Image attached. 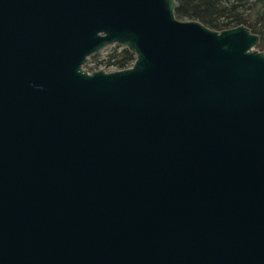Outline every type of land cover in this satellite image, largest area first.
<instances>
[{
	"label": "water",
	"instance_id": "95a60500",
	"mask_svg": "<svg viewBox=\"0 0 264 264\" xmlns=\"http://www.w3.org/2000/svg\"><path fill=\"white\" fill-rule=\"evenodd\" d=\"M177 6L0 0V264H264L260 36Z\"/></svg>",
	"mask_w": 264,
	"mask_h": 264
},
{
	"label": "trees",
	"instance_id": "16d2710c",
	"mask_svg": "<svg viewBox=\"0 0 264 264\" xmlns=\"http://www.w3.org/2000/svg\"><path fill=\"white\" fill-rule=\"evenodd\" d=\"M175 16L179 19H195L213 29H225L239 24L246 25L260 36L258 49L264 50V0H177ZM95 63L89 69L105 65L121 69L131 65L135 56L126 47L114 45L99 58L94 54Z\"/></svg>",
	"mask_w": 264,
	"mask_h": 264
},
{
	"label": "rangeland",
	"instance_id": "374dc122",
	"mask_svg": "<svg viewBox=\"0 0 264 264\" xmlns=\"http://www.w3.org/2000/svg\"><path fill=\"white\" fill-rule=\"evenodd\" d=\"M113 46H114V45H109V46L103 48L102 50H100V51H99V57H100V58H101V57H104V56L109 52L110 48H112ZM256 48L258 49L257 46H256ZM259 50H260V49H259ZM93 58H94V57H89L87 63L84 65L86 68L89 69V66H91V64H92L90 61L93 60ZM100 68H103V67H100ZM106 70H109V69H106Z\"/></svg>",
	"mask_w": 264,
	"mask_h": 264
},
{
	"label": "flooded vegetation",
	"instance_id": "af4514ba",
	"mask_svg": "<svg viewBox=\"0 0 264 264\" xmlns=\"http://www.w3.org/2000/svg\"><path fill=\"white\" fill-rule=\"evenodd\" d=\"M96 54H99V52L98 53H96ZM135 56V55H134ZM92 57V56H91ZM100 58V57H99ZM101 58H103V57H101ZM135 59V58H134ZM134 61V60H133ZM92 64H94L95 63V58H93V60H91L90 61ZM132 64V63H131ZM100 67H103V68H100ZM88 69V68H87ZM97 69H103V70H105V71H110V70H115L116 68H108V67H106L105 65H99L97 68H94V69H88L89 71H92V70H97ZM106 69H109V70H106Z\"/></svg>",
	"mask_w": 264,
	"mask_h": 264
}]
</instances>
